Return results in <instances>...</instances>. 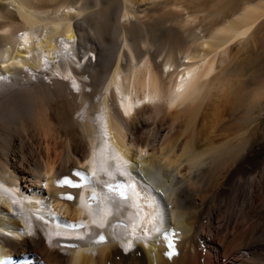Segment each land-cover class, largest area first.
Returning <instances> with one entry per match:
<instances>
[{
	"label": "bare ground",
	"instance_id": "obj_1",
	"mask_svg": "<svg viewBox=\"0 0 264 264\" xmlns=\"http://www.w3.org/2000/svg\"><path fill=\"white\" fill-rule=\"evenodd\" d=\"M61 58L76 68L65 72ZM263 116L264 0H0V169L42 193L0 180V228L14 236L0 232V264H264ZM93 119L105 137L87 167ZM127 157L154 180L128 175L124 198L108 186L127 179ZM87 168L76 206L80 188L60 181L80 183ZM153 183L173 206L171 234L157 230ZM42 196L85 227H67L59 203L38 210ZM121 206L131 231L147 225L145 245L123 253L99 230L77 249L54 237L86 239ZM30 209L48 220L46 238L13 230L38 221ZM86 209L94 215L82 219Z\"/></svg>",
	"mask_w": 264,
	"mask_h": 264
},
{
	"label": "snow or ice",
	"instance_id": "obj_2",
	"mask_svg": "<svg viewBox=\"0 0 264 264\" xmlns=\"http://www.w3.org/2000/svg\"><path fill=\"white\" fill-rule=\"evenodd\" d=\"M189 75H191V73H189ZM75 175H76L77 177H80V181H81L80 183H78V182H74L72 179H69V178H64L62 181H60V183H62V184H66V185H69V186H71V187H73V188H80V187H83L84 184H87V183H90V182H91V178H90L87 174H85V173H83V172H81V171H77V172L75 173ZM108 187H109L110 189H112V188H116V189H118L119 192H120L121 197L126 198V194H125V191H124V189H125V187H126L125 184H123V183H119V184L114 185V186H113V185H109ZM66 198H67L68 200H72V199H74V197H72V196H67ZM66 226L69 227V228H71V229H76V228H82V227H85V225H83V224H79V225H77V224H72V223H68V224H66ZM104 239H105L104 236H101V237H100V241H103ZM165 239L168 241V247H169L170 249H172V251L166 253V255H168L169 257H171V256L177 254L176 251H175L174 240H173L172 238H170V237H167V236L165 237Z\"/></svg>",
	"mask_w": 264,
	"mask_h": 264
},
{
	"label": "rangeland",
	"instance_id": "obj_3",
	"mask_svg": "<svg viewBox=\"0 0 264 264\" xmlns=\"http://www.w3.org/2000/svg\"><path fill=\"white\" fill-rule=\"evenodd\" d=\"M87 89H90V88L88 87ZM260 122H261V123H259V124L264 128V126H263V125H264V116H263V119L260 120Z\"/></svg>",
	"mask_w": 264,
	"mask_h": 264
}]
</instances>
